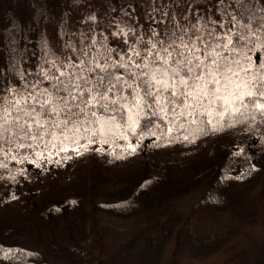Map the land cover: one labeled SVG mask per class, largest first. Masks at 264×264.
Listing matches in <instances>:
<instances>
[{"label": "snow or ice", "instance_id": "1", "mask_svg": "<svg viewBox=\"0 0 264 264\" xmlns=\"http://www.w3.org/2000/svg\"><path fill=\"white\" fill-rule=\"evenodd\" d=\"M72 3L75 6L81 0ZM138 3L115 0L109 10L127 20L135 15ZM169 3L176 7L181 0ZM189 4L195 7V21L189 8L182 24L171 9L164 11L166 5L155 0H144L142 5L152 8L145 13L147 29L139 17L124 27L109 17L103 30L111 38L121 37L123 47L110 46L102 32L98 33L101 39H95L92 33L98 15H88L85 20L93 22V27L81 30L84 42L69 49L70 58L59 56L44 30L39 33L37 51L27 46V35L21 49L20 39L13 35V30L20 29L13 22L0 48V151L21 155L23 149L42 155L41 149L66 152L65 144H71L72 151L83 156L101 126L105 131L118 127L121 133L126 130L137 137L135 144L127 145L131 155L153 147L143 143V129L139 136L136 131L141 118L149 116L179 128L195 126L201 135L238 126L248 135L264 134V6L259 0H216L215 5L211 0H204L203 5L189 0ZM204 6L211 9L207 16ZM67 16L64 12V21ZM41 17L50 19L43 8H37L36 23ZM61 31H57L58 38ZM64 35L69 34L65 31ZM25 53L36 61L31 70L22 67ZM213 119L220 127H208ZM129 135L121 138L127 141ZM148 135L156 133L149 131ZM183 140L189 137L184 135ZM92 151L103 154L99 147ZM47 162L60 165L64 158ZM0 168L7 169V165L0 162Z\"/></svg>", "mask_w": 264, "mask_h": 264}, {"label": "rangeland", "instance_id": "2", "mask_svg": "<svg viewBox=\"0 0 264 264\" xmlns=\"http://www.w3.org/2000/svg\"><path fill=\"white\" fill-rule=\"evenodd\" d=\"M23 2L0 0L9 6L10 19H23ZM182 2L175 14L179 22L184 23L189 8L195 21V7ZM203 11L207 16L211 9ZM31 38L35 52V34ZM35 63L26 53L23 67L31 70ZM153 138L147 135L143 143L153 145ZM129 142L136 139L93 143L83 156L65 144L66 152L51 148L32 161L6 162L0 151V162L7 165L0 168V242L38 252L49 264H264L261 131L248 135L239 126L221 128L163 153L150 147L128 155ZM97 147L103 154L92 151ZM49 158L64 162L48 163ZM13 175L14 180L8 178ZM212 182L221 185L218 202L199 207ZM4 260L0 251V264Z\"/></svg>", "mask_w": 264, "mask_h": 264}, {"label": "trees", "instance_id": "3", "mask_svg": "<svg viewBox=\"0 0 264 264\" xmlns=\"http://www.w3.org/2000/svg\"><path fill=\"white\" fill-rule=\"evenodd\" d=\"M123 3L128 4L129 0H122ZM157 4L166 5L164 11H169L170 9L176 14L183 2L173 7L169 0H155ZM85 3H87L88 7H85ZM115 0H81V3L78 5H73L72 0H24L21 10L24 13L23 19L15 18L10 19V14L8 7L0 4V42L1 48L3 47L4 41L8 38L7 30L12 28L13 22H15L20 31L17 32L13 30V35L17 36L20 39V48H25V42L23 37L27 35L29 37V44L27 45L31 49L32 35L35 34V44L37 45V41L39 39V33L44 30L47 39L50 41L51 47L59 54L61 58L69 57V49L75 48L78 44H82L84 41L81 39V30L83 28H92L93 22L85 20V17L88 15H98V21L95 22V31H93L92 36L99 40L101 36L98 34L100 32L103 33L104 38H108L110 40V46L123 47V40L121 37L116 36L115 38H111L108 36V31L103 30V25L108 22V18L111 17L117 21H119L118 26L124 27L125 25H133L136 22L137 17H139L142 22V26L144 29L149 27V22L145 18V13L152 11L151 5L147 7H142L144 4V0H139V3L136 6V12L133 17L123 20L121 18V14L119 12H111L109 9L113 6ZM195 3H204V0H195ZM260 3V0H259ZM253 9L256 8V4L254 3ZM37 8H43L50 19L45 20L41 17L40 22L36 23L34 17L37 13ZM67 12V20H63V13ZM159 10H157V16H159ZM7 22V23H6ZM148 23L146 26L144 23ZM7 25V26H6ZM163 27V25H161ZM63 29L61 31L59 38L57 37V31L59 29ZM29 29H31L29 31ZM116 29L113 28L112 31ZM67 32L69 35H64V32ZM124 40H128L127 37H124ZM63 42V43H62ZM131 43V40H128ZM67 45V47H65ZM3 54V53H2ZM26 56V53L24 57ZM70 58V57H69ZM23 67V65H22ZM24 68V67H23ZM207 119V118H205ZM216 123L215 119H213V123ZM150 124V128L145 129V124ZM212 123V124H213ZM208 125V127H212ZM100 128V133L96 138L95 143L99 145H110L115 141L122 139L121 135H129L125 130L121 133V130L116 128H109L105 131L101 126H97ZM144 130L145 137L148 135L149 131H154L156 135L150 136L154 137L153 150L154 153H163L172 146L177 145L181 142H186L183 140V136L187 135L190 139L202 140L208 138L212 135L208 133L207 135H201V130L195 126L188 127L185 125L183 128H179L175 125L168 124L167 120H161L157 117L149 116L147 119L141 118L140 127L137 128V136L141 133V130ZM171 129V130H169ZM91 135V134H90ZM104 139H108V143H103ZM137 139V137H133L129 135V141H133ZM86 140L82 141V143L86 144ZM156 145H159L158 147ZM73 147V145H71ZM51 149V148H50ZM54 150V148H53ZM42 155H37L36 152L29 150L27 153L24 152L23 149H20L21 155H17L15 152L11 154H6V158L4 161H9L10 159L24 160V161H32L36 158L45 157L47 155L48 150H40ZM28 156L29 158L25 160L23 157ZM245 159L248 160V155L245 156ZM148 181V179H146ZM221 185L217 182H212L207 185V192L204 194L200 206H205L209 204H213L218 202V200L214 199L216 196V191H219V187ZM103 208L111 207L109 204H103ZM0 251L4 254L5 263L11 264L15 260H24L28 264H49L45 257L38 253L32 252L27 249L12 245V243L0 242ZM72 251L77 254H81L83 256L82 250L78 246H73Z\"/></svg>", "mask_w": 264, "mask_h": 264}]
</instances>
